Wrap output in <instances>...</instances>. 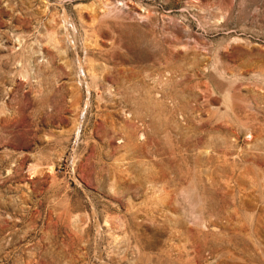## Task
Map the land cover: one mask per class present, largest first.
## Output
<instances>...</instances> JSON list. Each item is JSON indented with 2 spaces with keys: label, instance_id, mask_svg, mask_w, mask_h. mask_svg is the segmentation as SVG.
I'll use <instances>...</instances> for the list:
<instances>
[{
  "label": "rangeland",
  "instance_id": "rangeland-1",
  "mask_svg": "<svg viewBox=\"0 0 264 264\" xmlns=\"http://www.w3.org/2000/svg\"><path fill=\"white\" fill-rule=\"evenodd\" d=\"M0 264H264V0H0Z\"/></svg>",
  "mask_w": 264,
  "mask_h": 264
},
{
  "label": "clouds",
  "instance_id": "clouds-1",
  "mask_svg": "<svg viewBox=\"0 0 264 264\" xmlns=\"http://www.w3.org/2000/svg\"><path fill=\"white\" fill-rule=\"evenodd\" d=\"M179 204L182 207L185 218L189 220V222H198L199 219L202 218L197 211L200 207L198 198L190 188H186L179 194Z\"/></svg>",
  "mask_w": 264,
  "mask_h": 264
}]
</instances>
